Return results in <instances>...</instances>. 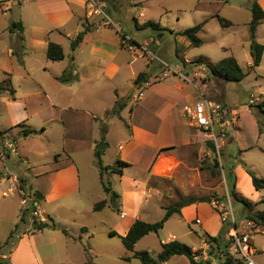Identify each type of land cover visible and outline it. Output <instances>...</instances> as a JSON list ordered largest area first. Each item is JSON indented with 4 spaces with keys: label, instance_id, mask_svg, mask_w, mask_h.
I'll return each mask as SVG.
<instances>
[{
    "label": "crops",
    "instance_id": "1",
    "mask_svg": "<svg viewBox=\"0 0 264 264\" xmlns=\"http://www.w3.org/2000/svg\"><path fill=\"white\" fill-rule=\"evenodd\" d=\"M99 1L106 15L115 23L119 25L125 21L134 23L137 32L133 35L127 32L125 34L131 38L136 47L146 45L154 54L160 52L161 56L166 57L169 54H175L181 59L184 67H191L196 71L195 76L199 77L201 86L196 82H186L176 75L161 80L165 70L158 73V66H160L156 63L158 60L150 59L141 51H129L125 47L122 35L116 29L106 25L102 21V16L89 15L92 8L88 0H27L20 3V20H13L12 24L22 23L23 29L13 28L10 33L11 45L8 51L12 57L22 53L27 56L21 61L23 74L34 86L31 90H35V95L41 96L43 100L38 104L32 100L22 102V105L19 103L24 110L12 116L15 130L12 128L0 131V166L4 169L0 168V211L6 212L12 208V202L6 201L11 196L22 202L20 190L16 193L18 197L4 196L10 187L19 186L17 184L19 181L26 196L35 197L40 203L41 200L46 203L55 202L62 210L74 212L73 214L84 212L95 214V204L100 200L110 201L111 196L105 190V198L100 194L92 193L91 198H86L87 205H91L90 208L84 205L81 201L83 199L81 172L95 168L96 178L100 179L102 184L100 166L95 153L102 142L106 143L104 155L112 149L109 141L111 136L113 138L111 134H114L115 130H121V138L117 137L118 142L114 146L115 152L112 149L110 154L114 153H112L114 164L118 161L128 164L123 174H117L121 178L120 181L125 183L123 189H112L119 195L115 203L120 207V217L125 218L127 212H130V203L141 202L143 196L145 197V188L148 193L160 197V191L150 185L153 179L174 178L178 170L182 168L183 161L178 147L200 146L205 141L212 146L208 135L190 124L189 119L184 115V107L200 101L204 94L207 99L221 103L232 111L226 104L224 96H221V83H218L219 87H215V91L209 89L212 83L209 68L205 64L193 63L199 58L213 65L218 63L211 62V54L204 49L205 46H213L214 50L221 52V56H218L219 61L234 57L242 69L248 73L247 76L254 70L253 73L264 80V54L261 65L252 69L249 28L252 21L251 0H248L246 4L238 0H211L210 3L206 0H198L195 10L200 14V18L196 21L197 24L203 22L205 24L199 33L203 44L198 47L199 55L194 59H187L184 56L183 50H192L194 47L185 36L180 35L186 29L176 26L182 20L178 14H186L188 11L185 6L186 0ZM258 2L264 10V0H258ZM189 3L190 1L187 0V5ZM175 13L177 15H174ZM217 16L225 18L232 25L227 28L222 27ZM148 22L159 24L162 30L145 27ZM86 28L89 30L77 50L73 54H67L68 47L71 48L72 42ZM148 30L153 32L149 40L140 42L134 37ZM156 34H160L159 38H155ZM166 34L169 35L168 38L165 37ZM257 40L264 45V22L257 29ZM51 42L63 47L64 60L54 62L47 58V48ZM150 43H153V46H150ZM71 56L74 57L73 61ZM244 61L247 63L246 66L243 64ZM72 64L75 66L76 80L69 83L59 82L57 78ZM142 72H147L149 74L147 81L153 82L144 89L142 98L136 101L135 93L142 90L145 84L144 82L141 85H135L138 75ZM46 73L56 82L52 86L46 85V79L42 78V74ZM16 75L15 70H12V73H6L7 78L4 80L9 78L12 80V77ZM12 87L14 88L13 82ZM16 94L14 100H16ZM117 101L124 108L119 111V114L112 115ZM263 101L262 99L258 102ZM28 129L35 131L40 129L41 137L38 133L26 136L24 130ZM5 137L14 138L17 141L18 155H13L5 149ZM36 138H43L41 146L51 148L47 154L53 157L57 166L41 181L31 182V174L24 172L23 164H29L35 158L30 142L37 140ZM164 149L169 150L163 151ZM102 159L104 163V158ZM137 164H141V169L146 172L144 182L129 173ZM16 169L18 174L15 173ZM31 169L27 167L28 171ZM110 173L112 172L106 171L105 175ZM235 174L238 185L243 177L249 176L243 168L237 170L235 168ZM89 189L91 190V186ZM70 196H73V199H70ZM2 198L5 200L1 201ZM202 207L204 206H198L197 203L186 206L182 209L180 216L191 211L197 213ZM26 210L28 209L22 205L19 207L13 224L14 228L10 232L11 234L17 228L15 232V237L19 239L17 246L9 255L3 254L0 258L10 259L13 264H18L19 257L23 253L26 264H44L45 258L33 243V234L35 232L41 234L44 229H39V223L33 217L30 223L26 224L25 230L20 231L19 224H16L18 219L24 221L25 213L23 215V212ZM42 210L46 215L43 206ZM122 213L124 217L121 216ZM47 215L46 218L50 221L52 215ZM199 218V216H191L190 221L194 222ZM103 219L102 215L99 216L97 226H101ZM138 219V216H135L134 222ZM134 222L126 229L125 236ZM82 227L83 232L90 233L87 224H82ZM259 229L261 230V227ZM7 239L3 241L4 244ZM171 241L174 240H167L166 243ZM162 244L157 254L148 252L156 258L162 251ZM207 248L208 245L202 249ZM220 253L217 256H220ZM213 256L217 257L215 253ZM69 258L72 257L69 255L66 259ZM127 260L130 258L128 257Z\"/></svg>",
    "mask_w": 264,
    "mask_h": 264
},
{
    "label": "rangeland",
    "instance_id": "2",
    "mask_svg": "<svg viewBox=\"0 0 264 264\" xmlns=\"http://www.w3.org/2000/svg\"><path fill=\"white\" fill-rule=\"evenodd\" d=\"M189 1V5H187V0L185 2V6L188 8L186 14H178L182 17V20L179 24H176L177 27H183L185 29L191 28L197 24L196 20L200 18V14L195 10L198 5V0ZM238 1L244 4L248 2V0ZM206 2L210 3L211 0H206ZM123 8L126 7L123 6ZM20 15L21 6L19 4H15L10 9L7 8L6 5H0V83L7 78L6 73H12V70H15L17 74L16 77H12L13 86L17 91L16 100H14L9 93H0V131L14 128L12 116L24 110V107L21 106L22 102L32 100L34 103L38 104L43 100L41 96L35 95V90H31L34 86L28 82L23 74L21 61H23L24 58L26 59L27 56L22 53L12 57L8 51L11 45L10 33L12 31V22L13 20H20ZM174 15L177 14L175 13ZM175 21H177L176 18ZM120 26L123 28L124 32L130 35L137 32L132 21H125ZM152 34L153 32L148 30L134 37L140 42H145V40H149L150 36H153ZM154 36L155 38H159L160 34ZM165 37L168 38L169 35L166 34ZM149 45L153 46V43ZM204 49L210 52L211 62H219L220 59L218 56H221L219 50H214L215 47L210 45L205 46ZM199 51L198 48L183 50L185 53L184 56L187 59H194L199 55ZM151 52L153 53L152 50ZM71 53L73 54V51L68 47L67 54ZM144 55L150 57V59L159 61L156 62L157 65H160L158 66V73L167 69L162 63L164 60L163 62L169 64L172 69H176L188 75L191 81L196 82L197 85L200 84L199 77L195 76L196 71L191 67H184L181 59L175 54H169L167 57L161 56L160 52H156L153 57L147 53H144ZM195 62L193 63L197 64ZM243 64L246 66L247 63L244 61ZM253 71L254 70L250 71V75L240 83L227 82L215 78L212 75L210 76L212 83L209 89L215 91V87H219L218 83H221V96H224L229 108L236 110L238 113L237 121L232 127L228 128V134L223 139L226 144V147H222L221 161L223 167H221L217 157L212 154V146L206 141L200 146L189 145L178 147L180 157L183 161L182 168L178 170L174 178L153 179L150 185L160 191V197H155L153 194L148 193L145 188V197L143 196L141 202L130 203V212H127L125 218L120 217V212H118L112 204H109V206L102 211H95V214L90 212L73 214L74 212L62 210L58 203H46V201L41 200L44 212L46 213L44 217L46 218L48 216L47 214H51L55 224L58 226V228H44V234H39L38 232L33 234L34 246L38 248V250L40 249V254L45 258L44 264H81L86 261L92 264H142L140 259L134 257L136 251H149L155 255L160 251L161 244L166 243L167 240L182 242L191 247L194 251H199L202 248H206L208 245V248L202 249V251H208V253L213 251L216 256L220 251L224 250L229 241L228 232L230 226L224 224L216 213L213 212L211 202L213 200L223 201L228 193L231 195L233 181L230 175L231 169L234 167L236 170L243 168L245 163L257 176L264 178V108L260 107L264 101L262 103L258 102L262 99L264 100V80L259 78L258 74L253 73ZM42 78L46 79L45 84L48 86H52L56 83L50 78L48 73L42 74ZM142 92H144V90H142ZM136 94L137 93H135V95ZM110 121H108V123H110ZM12 130H15V128ZM36 133L41 137L40 129H37ZM111 135H113V138L111 136L109 141L115 152L114 146L118 142L117 137L121 138L120 135H122V131L115 130L114 134ZM36 139L37 140L30 142L33 152L35 153V158L31 163L23 164L24 172H30L31 174V182L41 181V179L46 177L47 173L52 172L57 166L53 157L47 154L48 150H51V148L41 146V141H44L43 138ZM105 144V142L100 143L98 150L102 151V158H104L103 164L107 166L114 164L115 161H113L114 153L112 152L113 154H110L112 149L107 151L105 155V149L100 150L101 145ZM27 167H31V171H28ZM43 167H47L48 169ZM0 168L2 169L1 166ZM91 171L93 173H91ZM91 171L82 170L81 172V197L83 198L81 201L84 205L88 204V199L86 198H91L92 193L100 194L104 198L106 196L105 189L100 179L98 180L96 178L97 173L95 168ZM99 171H101L100 167ZM15 173L18 174L17 169ZM105 173L106 172H104V181L107 185L111 186L112 189H123V184L125 183L120 181L121 178L119 175L116 173L105 175ZM129 173L137 176L139 181L141 180L144 182L146 172L141 169V164L134 166ZM236 174L235 177L237 176ZM90 186L91 190L89 189ZM237 191L246 201L253 205L255 211L264 210V200L262 201V199H264V190H255L250 175L240 180L239 185L237 184ZM14 196L18 197L19 195L14 194ZM184 198H194L198 200V206L202 205L204 207L200 208L197 213L191 211L184 216H173L160 232L157 234L151 233L144 237L136 245L135 251L130 252L125 248L122 237L125 236L126 229L134 222L135 216H138L139 219L146 222L153 223L160 221L165 215V209L162 207L174 205ZM70 199H73V196H70ZM203 199H210V202H205ZM4 200L5 198L1 199V201ZM231 200L236 220L240 224L247 220L246 208L242 202L236 200L233 196H231ZM6 201L12 202L13 210L11 208L6 212L0 211V256L3 254L9 255L19 242V239L14 235L8 244L3 243V241L7 238L9 239V235H11L10 232L14 228L13 224L19 207L22 205L28 209L25 212L24 221L18 219L16 223L19 224L20 231L25 230L26 224L30 223L34 208L32 201L24 205L13 196L6 199ZM90 206V204L87 205L89 208ZM101 215L104 217L102 220L103 223L101 226H97L99 216ZM191 216H199L202 224H198L196 221L191 222ZM48 223L50 225L52 224L51 221ZM82 224H87L89 226L90 233L82 231ZM258 228L260 227H253V230H257ZM63 229L68 231V236L64 233ZM111 231H116L117 235L113 237ZM211 237L218 239L222 248L220 251H218L216 247L209 245L208 240ZM252 243L254 247L259 250V252L254 255V259L258 264H264L263 228H261L260 232L254 234ZM209 246L212 248H209ZM69 255L72 258L66 259ZM23 256L25 255L21 253L19 257L20 263L18 264H26ZM128 257L130 260H127ZM0 264L13 263L10 259L3 260L0 258ZM167 264H190V261L185 256H176Z\"/></svg>",
    "mask_w": 264,
    "mask_h": 264
},
{
    "label": "trees",
    "instance_id": "3",
    "mask_svg": "<svg viewBox=\"0 0 264 264\" xmlns=\"http://www.w3.org/2000/svg\"><path fill=\"white\" fill-rule=\"evenodd\" d=\"M218 1H226V0H218ZM251 11H252V21L249 24L250 28V40H251V54L253 58V65L252 69H256L259 67L262 63V58L264 54V45L259 43L257 40V29L260 24L264 22V10L259 4L258 0H251ZM220 24L222 27L227 28L232 25V23L225 18H222L220 16H217ZM205 22L197 24L191 28L186 29L180 35L185 36L191 43V46L194 48H198L202 46L203 41L199 37V33L202 31L204 27ZM19 27L20 30L23 29L22 23H14L11 26V30L13 28ZM145 27H152L154 30H162L159 24H155L152 22H148L145 24ZM89 29L86 28L83 32H81L78 37L72 42L71 49L72 51H76L78 46L82 43L84 36L86 32ZM47 58L54 62H59L65 59V53L64 49L61 45L56 43H49L47 48ZM72 61L74 60V57L71 56ZM195 63L197 64H205L210 71V74L218 79L227 81V82H235L240 83L242 82L248 75L247 72H245L238 61L234 57H228L224 58L221 61H219L217 64L213 65L210 64L207 60L203 58H199ZM149 74L147 72H142L138 75L135 85H141L142 83L146 82L148 80ZM77 74L75 73V66L72 64L69 68H67L64 73L57 78V80L61 83H69L74 80H76ZM8 92L10 96L14 99L16 91L12 87V80L9 78L7 80H4L2 83H0V93ZM261 108H264V103L260 105ZM124 106L117 101L116 107L113 109L112 114H119V111L122 110ZM36 133L35 130H24V134L26 136H29L31 134ZM169 149H164L163 151H167ZM96 158L98 160V164L100 166V178L102 180V184L104 186V189L107 194L111 196L110 201L108 200H100L98 201L94 209L95 211H101L105 207L109 206V204H112V206L121 213L119 205L115 203L116 199L119 198V195L116 192L112 191V187L107 185L104 181V172L111 171L112 173L116 174H123V170L125 167L128 166L127 163H124L122 161H118L114 165L111 166H105L102 161V151H96L95 153ZM243 168L247 172V174L250 175L252 178V183L256 191L264 190V178L257 176L251 168L244 163ZM231 179L233 181V190L231 192V196H233L236 200L242 202L246 208V219L254 223L257 227H261L264 229V210L263 211H255L253 205L246 201L240 193L237 191V178L235 177V167L231 169ZM39 197V195H37ZM198 200L192 198V199H182L179 202H177L174 205L164 207L165 209V215L164 217L157 222H146L143 220H136L132 227L130 228L128 234L124 237H122V242L125 248L133 252L135 251V247L137 243L144 238L145 236L155 233L157 234L160 232L161 229L164 228L165 224L175 215H180L183 208L186 206L192 205L197 203ZM25 211L23 212L24 215ZM50 221L52 224L50 225L47 223H42L39 225V229L43 230L47 227H53L58 228V226L55 224L54 220L51 218ZM17 229V228H16ZM16 229L12 231L8 241L6 244L9 243V241L14 237ZM64 233L68 235V231L66 229H63ZM111 235L114 236L116 233L111 232ZM211 241V242H210ZM209 245L212 247H216L217 250H220L221 246L217 238L211 237L209 240ZM211 247V248H212ZM225 250H222L221 253L223 254ZM212 254H214L213 251H211ZM203 251H194L191 247L188 245L179 242L177 240L162 244V251L157 255V257H153L148 251H138L135 252L134 257L141 260L142 264H165L168 261H170L175 256H185L189 259L191 264H206V261H199L197 262L195 260L196 256H202ZM4 260V259H3ZM82 264H92L89 261H86Z\"/></svg>",
    "mask_w": 264,
    "mask_h": 264
},
{
    "label": "built area",
    "instance_id": "4",
    "mask_svg": "<svg viewBox=\"0 0 264 264\" xmlns=\"http://www.w3.org/2000/svg\"><path fill=\"white\" fill-rule=\"evenodd\" d=\"M24 1L27 0H0V5H6L7 8L10 9L15 4H20ZM88 3L92 8L89 15L102 16V21L106 25L113 27L120 34H122L125 47L129 51H141L142 53H147L152 57L154 56V54L150 51L149 46L143 45L136 47L133 44L131 38L125 34L123 28L106 15L102 3H100L99 0H88ZM162 63L167 69L163 73L161 80L167 79L171 75H176L186 82H191L188 75H185L176 69H172L169 64L163 61ZM152 82L153 81L145 82L144 87L141 89L144 90L149 87ZM142 90L136 94V101H139L142 98L144 93ZM183 112L193 127L208 135L212 144V154L217 157L221 167H223V163L221 161L222 147L225 145L223 139L228 134V128L232 127L238 119V113L236 110L230 111L223 104L207 99L205 95L202 94L200 101L193 105L184 107ZM4 147L7 151H9V153L18 155L17 141L14 138L5 137ZM17 182L19 186L13 185V187H10L4 193V196L14 195L20 190L22 192V203L24 205H27L29 201L33 202L34 208L32 216L39 223V225L49 222V220L44 217L40 201L35 197L26 196V193H24L20 187L19 181ZM211 206L221 221L230 226V230L228 232L229 241L224 249V253H220V256L214 257L213 254L205 251L202 256H196L195 260L197 262L201 260L206 261V264H258L254 259V255L258 253V250L254 247L252 241L254 234L260 232L259 228L257 230H253V227L257 226L249 220H245L240 224L237 222L232 208L231 195L229 193L223 201L213 200L211 202ZM121 216L124 217V214L122 213ZM196 223L200 224L201 220L196 219ZM209 248L211 247L209 246Z\"/></svg>",
    "mask_w": 264,
    "mask_h": 264
},
{
    "label": "water",
    "instance_id": "5",
    "mask_svg": "<svg viewBox=\"0 0 264 264\" xmlns=\"http://www.w3.org/2000/svg\"><path fill=\"white\" fill-rule=\"evenodd\" d=\"M104 148H105V145H101L100 150H102ZM204 201L209 203L210 202V199H204Z\"/></svg>",
    "mask_w": 264,
    "mask_h": 264
},
{
    "label": "bare ground",
    "instance_id": "6",
    "mask_svg": "<svg viewBox=\"0 0 264 264\" xmlns=\"http://www.w3.org/2000/svg\"><path fill=\"white\" fill-rule=\"evenodd\" d=\"M162 171H163V170H162ZM162 171H161V172H162Z\"/></svg>",
    "mask_w": 264,
    "mask_h": 264
}]
</instances>
